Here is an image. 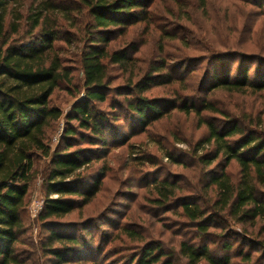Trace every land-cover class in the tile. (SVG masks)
Listing matches in <instances>:
<instances>
[{"label": "rangeland", "instance_id": "374dc122", "mask_svg": "<svg viewBox=\"0 0 264 264\" xmlns=\"http://www.w3.org/2000/svg\"><path fill=\"white\" fill-rule=\"evenodd\" d=\"M41 1L8 3L5 24L10 37L18 41L35 38L45 27L56 34L51 55L66 67L70 80L60 81L49 98L62 111L47 132L46 143L52 151L65 126L83 131L75 120L66 125L65 113L84 94L81 52L94 32L84 0H44L53 6L45 13L46 26L32 27L35 7ZM141 1L138 18L124 27H110L105 33L107 43L99 41L108 50L122 49L127 54L125 63L106 65V101L96 104L116 117L114 136L110 134L108 146H101L74 135L72 147L94 149L80 174L89 182L99 180L98 190L85 205L42 220V207L37 210V205L56 194L47 187L49 156L37 152L24 196L22 232L15 244L19 258L24 264L57 262L48 250L56 244L46 242L45 221H51L59 225L58 231L75 233L91 245L90 254L102 264H134L131 258L145 243L159 247L162 256L156 264L164 259L186 264L182 241L205 244L211 254L227 256L231 264H264V220H236L229 206L220 208V191L211 182L224 172L235 189L240 178L238 163L221 154L211 162L200 159L215 151L213 141L207 140V122L224 129L238 124L250 131L256 129L258 119H264V89L228 91L210 84L214 78L264 80V0ZM12 23L17 24L15 33ZM138 81L147 83L139 94L133 89ZM127 89L132 91L129 98L156 99L162 112L149 114L145 124H138L135 115L123 107ZM202 103L216 110L196 113L191 109L190 105ZM237 137L227 139L231 142ZM161 183L173 189L163 200L156 192ZM259 192L264 193V187ZM182 202L201 209L204 231L198 228L200 222L183 213ZM122 227L136 231L138 238L126 237ZM61 264L90 262L74 259ZM199 264L207 263L202 259Z\"/></svg>", "mask_w": 264, "mask_h": 264}, {"label": "trees", "instance_id": "16d2710c", "mask_svg": "<svg viewBox=\"0 0 264 264\" xmlns=\"http://www.w3.org/2000/svg\"><path fill=\"white\" fill-rule=\"evenodd\" d=\"M84 1L90 11V29L94 32L90 33L89 43L81 52L84 94L65 113L66 125L70 120H75L77 127L83 131H77L71 125L65 126L59 144L50 151L46 143L47 132L52 123L60 118L62 111L58 106L51 105L49 98L60 81L70 80L69 73L58 57L51 55L52 40L56 36L53 29L41 27L42 31L28 41L11 38L6 31L5 16L7 4L17 0H0V264H24L15 244L22 232L21 212L32 177L33 157L37 152L49 156L47 187L50 193L56 194L55 197L48 195L44 199L39 213L42 220L60 217L85 205L98 190L99 180L89 182L80 174L94 149L72 147L75 142L74 135L78 134L91 145L110 144V134L114 136L115 133L113 120L116 117L111 111L101 109L96 104L106 101L103 87L106 65L125 63L127 54L122 49L108 50L99 41L107 43L105 33L111 31L110 27H124L138 18L136 9L142 1ZM51 4L42 0L35 7L32 27L46 26L45 13L53 7ZM16 31L17 24L12 23L11 32ZM140 83L142 81L133 86V89L138 90L137 94L147 87V83ZM210 84L211 87L228 91H243L249 87L254 90L264 89L263 79L254 82L247 81L244 77L234 80L214 78ZM131 89L123 92L126 96L123 107L135 115L138 124H145L149 120V114L154 116L162 112L156 99L141 95L127 97L132 94ZM190 106L196 113L203 109L216 110L208 103ZM255 127L256 129L249 131L241 125L233 124L224 129L207 122V140L213 141L215 151L211 157L208 154L200 156L201 160L211 162L221 154L225 160L234 159L238 163L240 178L235 189L224 172L213 177L211 182L220 191V208L229 206L230 215L241 222L264 220V193L259 192V188L264 187V119H258ZM236 134L238 137L233 141L227 139ZM113 138L116 139V136ZM167 184L161 183L156 187L159 200L168 198L171 194L173 189ZM180 205L183 213L190 220L200 222L198 228L204 231L206 227L202 221L201 209L190 202H182ZM45 222L48 230L46 242L48 245L56 244L48 248L57 260L55 264L74 259H87L90 264H102L90 254L93 252L91 245H87L75 233L58 231L57 223ZM121 232L128 238H138V233L129 228L122 227ZM180 250L187 258L186 264H199L202 259L207 264H231L227 256L216 257L211 254L205 244L194 246L182 241ZM161 256L159 247L145 243L130 262L156 264ZM162 264L170 262L164 259Z\"/></svg>", "mask_w": 264, "mask_h": 264}, {"label": "built area", "instance_id": "2783aa9c", "mask_svg": "<svg viewBox=\"0 0 264 264\" xmlns=\"http://www.w3.org/2000/svg\"><path fill=\"white\" fill-rule=\"evenodd\" d=\"M41 207H42V203L38 204L36 208H37V210H39V209H41Z\"/></svg>", "mask_w": 264, "mask_h": 264}]
</instances>
